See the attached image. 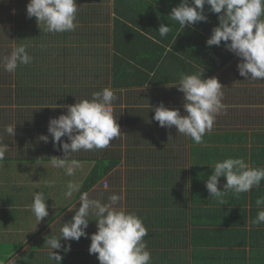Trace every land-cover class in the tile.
<instances>
[{"label": "crops", "instance_id": "0c3cea01", "mask_svg": "<svg viewBox=\"0 0 264 264\" xmlns=\"http://www.w3.org/2000/svg\"><path fill=\"white\" fill-rule=\"evenodd\" d=\"M110 1L111 32L108 31L107 34L110 35L105 36L108 42H101L100 45L103 46L97 48L95 61L106 65L108 86L105 87L113 89L117 97L113 101V115L120 122L119 112L120 109L123 110L125 114L122 117L126 126L107 148L72 153L70 159L78 160L81 167L76 169L73 176H68L63 169L54 168L50 163L49 158L63 157L64 153L59 150V146H53L52 137L48 133L49 120L66 114V107H60L61 105L74 104L76 99H91L92 93L101 91L95 88L98 77L91 76L89 87L79 88L76 86L79 74L76 73L77 82L73 86L45 84L44 87L37 85L26 90V93L43 94L40 100L28 97L20 101L16 96L18 92L11 90V103L3 105L0 102V141L9 147L4 160L0 161V264H56L49 259L46 239L48 236H58L62 224L71 220L75 209L69 211L68 208L74 205L79 207V193L74 192L72 197L66 198V185L71 181L82 187L98 159L111 156L124 162V154L128 150L126 158L128 155L133 158L132 166L138 165L144 174L141 167L150 157L158 159L166 156L169 158L171 154L174 157V153L183 154L191 159L189 170L197 158L218 150L221 160L229 157L243 158L250 167H264V80H245V77L240 76L237 70L239 58L225 49L224 42L218 47L206 45L213 27L218 25L217 14L211 13L209 6L205 5L207 21L183 29L178 22L168 17L171 9L178 6L181 0H122L125 3L124 10L130 3L137 6L132 11L126 10L131 18L127 25L133 30L122 28L124 45L117 46L119 42L113 41L115 0ZM161 24L171 27V31L163 38L158 33ZM101 31V34L105 32L103 29ZM152 37L160 43H154ZM116 60L131 62L138 67L137 70L133 67L128 75L120 78L123 85L119 87L113 85V66ZM146 66L149 69L151 66L159 67L154 68L153 74L150 73L149 82L143 86L133 84L126 87V79H132L133 76L134 80L139 81L141 76L138 78V75L140 72L146 73ZM201 70L204 78L215 76L224 86L222 103L226 108L216 116L213 129L206 132L203 143L196 144L189 137L178 133L174 126L160 127L152 119L154 111L151 109L163 102L170 109H179L183 115V93L171 85L178 83L182 73L192 74ZM46 97L49 99L47 102L44 101ZM12 107L16 109L15 117L9 116V109ZM7 125H15L13 137L5 131ZM41 135H47L48 142L41 141ZM123 137L128 139L127 142L122 140ZM179 138L181 140L178 142ZM66 140V137H62V141ZM115 141L118 143L115 144ZM170 141H174V148L167 150L166 143ZM127 146L132 147L128 149ZM78 154L81 157L77 159L74 155ZM147 170L150 174H157L152 173V167ZM108 176L89 190L95 192L101 202H106L107 199L108 187L103 181ZM49 183L53 186L49 187ZM131 185L132 178L128 177V190ZM113 190L115 191L114 187L109 193L113 194ZM132 190L134 191L133 187ZM259 190L264 192V187ZM39 191L45 194L49 213L40 222L30 208L32 194ZM57 192L60 193L58 196ZM135 197L131 198L130 195L128 211ZM229 206L232 209H244L240 205ZM203 207L206 208V204ZM246 210L249 217L250 210ZM222 211H225L224 215L230 221V208L225 207ZM17 221H22L23 226L19 227ZM262 228L264 227L259 225L257 227ZM88 233L93 234L90 229ZM61 243L63 245L64 241L61 240ZM53 251L59 252L63 257L61 264H64L63 261L69 255L64 257L63 249ZM75 251L71 249L67 253L72 255ZM263 251L264 248L257 249L260 254ZM226 262L222 261L223 264ZM186 264L195 263L189 258Z\"/></svg>", "mask_w": 264, "mask_h": 264}, {"label": "clouds", "instance_id": "9594fccd", "mask_svg": "<svg viewBox=\"0 0 264 264\" xmlns=\"http://www.w3.org/2000/svg\"><path fill=\"white\" fill-rule=\"evenodd\" d=\"M205 5L211 13L217 14L218 25L213 27L207 46L224 47L238 58L237 70L245 80H264V0H181L180 4L171 9L168 17L178 22L181 28L191 27L198 22H206ZM76 0H29L26 5L28 18L35 17L38 27L43 26L48 33H64L75 31L78 24ZM171 27L161 24L158 29L160 37H166ZM154 43H160L152 37ZM33 57L21 44L13 46L8 55L0 56V67L9 73L20 65H28ZM171 86L183 93V110L170 109L161 102L152 108L153 120L160 127L172 128L189 137L194 143H203L206 132H211L216 116L226 108L222 103L224 86L213 76L204 78L203 70L187 74L182 73L179 81ZM117 99L110 87L92 93L91 99H80L74 104L61 105L66 107V114L50 118L48 133L52 137L54 148L59 146L63 157L53 156L52 167L63 169L65 174L73 176L81 164L70 159L72 153L81 150L91 151L105 149L110 142L121 135L120 126L113 115V101ZM8 135H15V125H7ZM66 137V141H62ZM48 142L47 135L39 137ZM9 147L0 141V161L5 158ZM212 174L205 181L206 189L212 199H218L224 205L223 197L232 192L239 198L253 188H259L264 181V167H250L243 158H226L209 166ZM224 177L226 183L221 190L219 178ZM49 187L53 185L48 184ZM65 197H72L79 192L81 185L69 181L66 185ZM122 196L111 194L106 203L100 199L89 197L87 192L80 193V206L75 209L71 220L62 224L58 236H48L45 244L49 248V259L61 264L63 257L60 250H71V244L62 245L64 241H79L81 237L89 238L86 229L90 220L96 221L97 231L90 236L89 254H95L99 264H151V252L144 239L148 230L143 220L134 212L123 207H116ZM259 209L254 225L264 224V197L256 199ZM31 211L38 222L49 215L43 191L32 194ZM94 216L95 219L89 217ZM44 244V245H45Z\"/></svg>", "mask_w": 264, "mask_h": 264}, {"label": "trees", "instance_id": "16d2710c", "mask_svg": "<svg viewBox=\"0 0 264 264\" xmlns=\"http://www.w3.org/2000/svg\"><path fill=\"white\" fill-rule=\"evenodd\" d=\"M76 2L79 4V12L76 14L75 21L78 26L75 31L64 33H48L44 31L43 26L39 28L35 17H27V0H18L15 13L12 12V8L0 7L4 15L0 14V45L3 42H7L6 38L9 35L11 37L14 33L17 38L16 44L25 45L28 54L33 57L30 64L20 65L15 70L18 84L16 96L20 101L28 97L39 98L40 100L43 96L40 93H26L28 88L41 85V77H37V73H35L38 67L37 60L43 58V56H39L43 49L42 45L39 44L40 42L45 43L50 39H54L57 43L62 42L63 45L68 46L76 45L80 40L88 41L91 39L90 28L81 25L91 21L89 9L86 11L82 10L79 0H76ZM3 3L7 2L4 1ZM132 5L134 8H132ZM136 6L137 4L130 3L128 8L124 10L125 3L122 0H115L116 15L114 17L113 41L119 42L117 46L124 45L122 28L133 30L127 25L131 18L126 10L130 9L132 11ZM13 15H15L16 20L14 24V20L12 21L14 19ZM81 31L85 33L81 34ZM129 36L132 35L129 33ZM34 40L37 42H34ZM5 50L6 45L3 44L0 47V56L8 55ZM63 50L65 51V49ZM119 51L122 52L121 50ZM133 67L136 70L138 69L131 62L116 60L113 66V85L115 87L122 86L123 83L120 78L128 75ZM154 68L159 67L151 66V69H149L146 66V73L142 74L140 72V75H138V78L141 76L139 81L134 80L133 76L132 79L128 77L125 86L129 87L133 84L134 86L146 85L150 80L151 74L154 73ZM13 73L11 75H1L0 73V96L3 97L0 102L3 105H9L12 101L11 88L9 86L11 81L9 79ZM51 86H56V84L52 83ZM220 156L221 153L218 150L208 153L204 157L197 158L194 166L189 170L188 168L184 169V166H178L179 168H174V174L170 175L169 172L168 177L165 174L159 182L154 180L157 176L156 174H151L152 178L143 174L141 185L145 183L146 179L154 183H150L152 188L148 192L137 194L134 201L132 199L133 204L129 211L136 213L143 220L148 230V236L144 238L147 242L148 250H151L150 252L155 255L159 249H163L161 260L157 261L158 256H154L153 261L151 258V262H157V264H161V262L163 264H186L190 258V261L195 264H211V262L212 264H223L222 261H227L224 264H246L248 261L249 264H264V251L261 254L257 252V249L264 248V228L257 229L258 225L252 223L259 210L255 203L256 199L264 197V192L259 190L264 187V181H261L259 188H253L247 193H241L239 198L235 197L232 192H228L222 198L224 201V205H222L218 199L211 198L205 186V181L212 174V169L209 166L214 165L217 161H222ZM150 160L151 157L145 163L147 164ZM153 160L154 158H152L153 165L156 164V160L159 161L156 159L154 164ZM119 164L120 159L111 158V156L110 158L96 160V164L91 169L79 192H88ZM182 171L188 175V184L183 177H180L183 175ZM170 179L174 182H172L174 195L168 183ZM225 183L226 179L222 177L219 183L221 190H223ZM159 184L164 187L162 190L155 188ZM185 190L186 192L183 193L182 191ZM130 192L131 198H133L136 191L132 190V186L130 187ZM176 192H179V194ZM227 199L230 202H227ZM185 204L190 206L186 208ZM205 204L206 208L203 207ZM229 205L235 207L240 205L244 209H232ZM219 206L222 208L219 209ZM225 207L230 208V221L224 215L225 211H222ZM246 209L250 210L249 217L245 213L247 212ZM90 219H95V217L91 216ZM89 226L97 227L96 221L90 220ZM259 226L264 227V224ZM90 230L95 233L97 228ZM68 243L71 244V249L76 251L72 255L62 251L63 255H65L64 257L69 255L63 261L64 264H69L71 261L72 264H99L96 255L89 254L90 237H81L79 241H64L63 245L67 246ZM174 244L177 247L174 249V260L168 259L167 250L171 249L169 247L171 245L174 246Z\"/></svg>", "mask_w": 264, "mask_h": 264}, {"label": "rangeland", "instance_id": "374dc122", "mask_svg": "<svg viewBox=\"0 0 264 264\" xmlns=\"http://www.w3.org/2000/svg\"><path fill=\"white\" fill-rule=\"evenodd\" d=\"M4 1H6L7 3L4 4L3 3ZM27 1L29 2V0H27ZM79 2L82 5L81 9L85 10V11L89 9V13L91 14L90 15L91 21L88 23L81 24V25L89 27L90 28V30H89L90 34L93 37H92V39H90L88 41L80 40L79 43L78 42L76 43V45L72 44V45H68V46L63 45L62 42L57 43L54 39H50L49 41H47L45 43L40 42L39 44L42 45L43 49H42L41 54H39V56H43V58L41 60H37L38 67H37L35 73H37V77H41L42 82H40V84L42 85V87H44L45 84L46 85H52V83L56 84V85L57 84H61V85L66 84L67 86H73L74 82H77L76 73L79 74V82H78V84H76V86L79 88L89 87L90 82L92 81L91 76L92 77H95V76L98 77L99 81L96 82L97 86L95 87V88H98V90H102L103 88H105V86H108L106 65L104 62L95 61V57L97 55V51H96L97 48H99V47L101 48L103 46V45H100V43L101 42H108V40L105 36L110 35V33L107 34L108 31L111 32L110 27L112 26V24H111L112 2L110 0H88V1L79 0ZM17 3H18V0H0V7L1 8H7V7L12 8V12L15 13V7H16ZM6 5H8V6H6ZM77 6H78V11H77V14H78V12H79V4L78 3H77ZM1 8H0V14L3 15V11ZM13 17H14V19H12V21L14 20V22H13V24H14L16 21L15 15H13ZM102 29H103V31H105L103 34H101ZM80 33L83 34L85 32L81 31ZM16 39L17 38H16L15 34L13 33L11 37L9 35L6 38L7 42H3L0 45V47H2L3 44L6 45L5 53L9 54L12 51L13 46H17ZM34 42H37V41L34 40ZM63 49H65V51ZM0 73H1V75H11V73H8L7 71H5L3 69V67H0ZM9 81H11V85H9L11 90L14 92H17L18 91V84H17V78H16L15 71H14L13 75L10 77ZM2 98L3 97L0 96V100ZM47 100H49V99L46 97L44 99V101L47 102ZM15 111H16V109L14 107L10 108L9 109V114H10L9 116L15 117ZM122 114L124 115L125 112L120 109L119 117H118V119L122 120V121L118 122V124L120 126V130H123L122 128H124V125H125L124 124L125 120L123 121ZM126 130H127V128H126ZM181 137L183 138V135ZM122 140H125L127 142L128 139L127 138L124 139V137H123ZM180 140H181V138L178 139V142ZM117 143H118V141H115V144H117ZM131 147L127 146L128 149H130ZM166 147L168 148L167 150L174 148V141H170V142L166 143ZM160 150L164 151L163 148L162 149L160 148ZM127 152H128V150L124 154V162L121 161L119 166H116L117 168L115 167L116 170L112 171L111 174L103 182H106L107 187H108L107 191H106L107 199H105V201L106 202L108 201V197H109V195H111L109 193V191L112 187H114L115 191L113 190V193L122 196V200L116 205V207H118V208L119 207H123V208L126 207L125 209H127V211H128V206L130 204L131 192H130V190L127 189V178L128 177L132 178V185L131 186L134 188V191H136V193L134 192L135 196L137 194L140 195L142 193H145V191L148 192V190L152 188L150 183H154V182H149L146 179L145 183L143 185H141L143 173L139 169L138 165L132 166L133 165V158H131L129 155L126 158ZM129 154H130V152H129ZM74 156L77 159L79 157H81L79 154L74 155ZM155 160H156V158L154 157V160H153L154 164H155ZM158 160L159 161L156 160V166H154L152 164V159H151L150 161H148L147 164H143L141 167V169L143 170L144 174L147 175V177H151V174H150L151 172L148 171L147 169L152 167V169H154L152 171V173H157L156 174L157 176L154 179L157 182H159L165 174L168 177L169 172H170V175L174 174V168H179L178 166H184L185 167L184 169H187V168H189V164L191 163L190 158H187L183 154L180 155L178 153H174V157H172V154H171V157H169V158H167V156H166V158H158ZM180 177H183L187 184L189 183L187 173L183 172V175ZM124 182H126L125 185H124ZM172 182L173 181L170 179L168 183L171 186V192L174 195V185H173L174 182L173 183ZM130 184H131V181H130ZM155 188L162 190L164 187H162L161 184H159ZM182 192L185 193L186 190L182 191ZM78 193H80V192H78ZM176 193L179 194V192H176ZM59 194L60 193L57 192V196ZM88 194H89L90 198L100 199L97 196H95V192H93V191H91V192L88 191ZM106 202H103V200H102V203H106ZM131 204H133V201ZM78 205L80 206V202ZM189 206L187 204H185L186 208H188ZM17 224L19 227L23 226L22 221H17ZM92 228L94 229L97 227L88 226V228L86 229L87 233H88V230L92 229ZM90 236L91 235H89V237ZM175 246H176L175 244H174V246L171 245L169 247L171 249L167 250L168 251V259L174 260V249L177 248ZM149 251H151V250H149ZM162 251H163V249H159L155 255H153L151 253L152 261L154 259V256H158L157 261L161 260ZM151 264H157V262L156 263L151 262ZM161 264H163V263L161 262Z\"/></svg>", "mask_w": 264, "mask_h": 264}, {"label": "built area", "instance_id": "2783aa9c", "mask_svg": "<svg viewBox=\"0 0 264 264\" xmlns=\"http://www.w3.org/2000/svg\"><path fill=\"white\" fill-rule=\"evenodd\" d=\"M106 186H107V184H106Z\"/></svg>", "mask_w": 264, "mask_h": 264}]
</instances>
